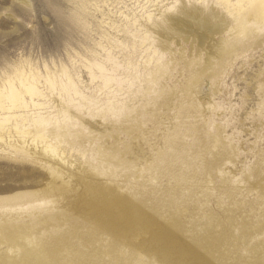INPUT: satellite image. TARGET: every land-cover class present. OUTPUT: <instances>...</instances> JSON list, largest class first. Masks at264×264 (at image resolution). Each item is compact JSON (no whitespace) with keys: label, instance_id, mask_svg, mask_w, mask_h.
<instances>
[{"label":"bare ground","instance_id":"1","mask_svg":"<svg viewBox=\"0 0 264 264\" xmlns=\"http://www.w3.org/2000/svg\"><path fill=\"white\" fill-rule=\"evenodd\" d=\"M202 1L163 3L156 17L146 6L149 1L141 4L138 0L132 8L124 3L117 9L120 22L105 17L96 21L103 29L101 39L107 44L95 43L98 46L89 50L85 67L91 83L98 79L110 91L106 101L96 106L107 109L108 118L102 124L84 120L86 107L81 101H87L90 108L96 101L85 93L84 82L67 65L55 71L46 64L45 74L20 72L19 86L11 77L0 78V142L7 143L15 156L40 160L37 149L32 152L26 146L18 148L8 143L12 136L6 137L7 132L14 129L27 142L28 130L36 124L50 126L55 119L59 123L52 131L58 140L87 137L83 142L88 143L93 160L86 178L76 177L72 165L63 160L58 140L46 134L31 140L34 148L40 138L46 142L41 154L49 180L37 189L0 196V210L7 211L0 213V245L4 244L0 246V264H133L135 258L130 252L136 250V241L142 238L146 245L143 248L153 241L157 243L152 253L158 264H244L241 250L249 248L253 253L249 264H264V176L253 166L252 178L241 175L240 184L246 190L218 188L225 181L218 172L227 160H233L235 150L254 156L263 151L264 72L258 78L257 111L247 117L258 128L255 146L237 137L236 131L227 132L232 122L238 125L237 110L245 103L243 100L236 110L237 105L229 102L234 93L227 89V78L245 67L256 49L264 48V0ZM86 5L87 1H81L71 15L72 22L85 26ZM139 8L143 19L150 23L149 33L132 10ZM98 11L99 6L95 9ZM120 32L139 37L140 44H127L117 36ZM147 40L152 45L147 46ZM139 49L150 52L157 62L155 67L164 69L166 92L171 83L180 84V79L186 77L192 56L202 55L203 71L219 59L221 64L208 75L212 79L209 98L198 101V107L180 108L182 114L189 110L192 115L178 117L175 130L168 133L177 135L178 141L166 146L147 179L136 186L126 184L125 196L115 190L107 194L104 182L112 177L100 159L104 150L98 149V143L105 134L120 129L119 124L128 122L120 117L127 97L120 98L119 110L110 97L117 98L125 86L131 90L136 80L142 81L141 65L149 62ZM125 50L133 56L121 60V51ZM133 58L139 64L134 65ZM122 72L127 75L122 76ZM131 72L136 73L134 80ZM148 76H153L154 83V72ZM115 85L120 90L111 89ZM54 91L61 97L67 124L64 129L59 127L60 120L49 113L53 111L49 97ZM72 106L75 120L70 117ZM206 106L208 119L202 110ZM32 109L37 111L30 113ZM151 121L155 123L156 118L151 117ZM224 138L228 142H223ZM259 228L263 229V239L255 241L252 230Z\"/></svg>","mask_w":264,"mask_h":264},{"label":"rangeland","instance_id":"2","mask_svg":"<svg viewBox=\"0 0 264 264\" xmlns=\"http://www.w3.org/2000/svg\"><path fill=\"white\" fill-rule=\"evenodd\" d=\"M81 1L83 0H0V78L7 80L11 77L15 84L19 86L20 81L17 75L20 72L29 74L33 70L45 74L46 64L48 68L55 71L61 70L62 65H67L84 82L85 87H82V89H84L85 93L89 96L92 95L96 101V105L91 108L87 101H81V104L86 107L84 120L88 123L96 122L102 124L108 118L107 109H105V106L101 108H96V106L102 105L106 101L108 98L107 94L110 91L104 88L98 79L91 83L92 79L89 76L88 69L85 67V58L90 57L89 50L92 47L97 48L96 42L107 44V41L101 39V31L103 29L99 27L96 21L105 17L120 22L121 18L117 14V9L123 6L124 3H127L129 8H132L136 2L138 3V0H85L87 1L86 11L88 12L85 26L78 25L70 19ZM139 1L141 4L149 1L146 6L152 10L156 17L160 16L158 13L161 4H178V0ZM207 1L213 2L216 0H203L202 4ZM97 6H99L100 11L95 12ZM132 10L140 19L144 29L149 30V33L150 23L141 16L143 11L140 12V8ZM116 34L121 40L131 46L134 45L135 41L140 44L138 41L139 37H134L124 32ZM146 45H152V41L147 40ZM139 52H141V56H144V60H148L151 63V65L149 63L141 65L142 81L136 80L131 90L125 86L119 92L120 96L117 98L110 97L114 102V107L118 110L120 109L117 108L120 106V98L127 97L124 101L123 114L120 117L127 119L128 122L119 124L120 129L113 131L111 134H105L98 143V149L104 150V154L100 156V159L112 177L110 180L106 178L104 182L103 188L107 194H111L115 190L116 194L125 196L127 193L126 184L136 186L141 180L145 181L147 179L149 170L155 167L158 159L165 153L166 146L171 143L176 144L175 142L178 141L177 135L168 134L170 131L173 132L176 125H178V117L181 118L183 114L186 116L192 115L189 110H185L182 114L180 108L186 105L198 107V101L209 98L208 88L212 79L208 75L217 65L221 64V59H219L211 69L203 71L202 55L192 56L188 59L186 77L180 79V84L171 83L170 91L166 92L167 89L164 85L167 82L162 79L165 76L164 69L155 67L157 62L152 60L153 56L150 52H143L142 49H139ZM130 55L133 56L128 50L121 51V60L128 59ZM132 61L134 65L139 64L137 58H133ZM241 64L242 59L237 63V67ZM151 71L154 72V83L153 76H148ZM172 72L175 73L174 69ZM260 72H264V48L256 49L253 55L247 59V65L236 69L233 77L227 78V89L230 93H234L229 102L237 105V110L238 105L240 103L243 104L242 101L245 100V103L240 105L243 108L237 110L238 125H233L232 122V125L227 126V132L236 131L235 135L237 137L242 138L247 144H252L253 146L256 145L258 139V128L247 117L251 111H257L258 103L260 102V97L257 93ZM121 75L125 76L127 74L122 72ZM242 75L244 77L239 79ZM135 77L136 73L131 72L130 78L134 80ZM92 86L96 87V89L91 88ZM233 86L238 89L234 90ZM86 87L90 89L85 90ZM115 88L120 90L117 85L111 89ZM166 95H171V97ZM49 98L52 103L51 109H53L49 113L60 120L61 125L59 127L64 129L67 124L66 120H64L60 94L54 91ZM202 110L203 114L206 115V119H208V106L203 107ZM35 111L37 110L32 109L30 113ZM43 111H47V109ZM75 112L76 110L72 106L70 110L72 120H75ZM89 112H91L90 115L88 114ZM49 113L47 112L46 115ZM151 117L156 118L155 123L160 125L159 129L151 121ZM58 123L54 119V123L50 126L36 124L31 130L27 131V142H25V138L19 137L14 129L6 133V137L12 136L11 141H9L10 139L8 140L11 145L18 148L26 146L32 152L37 149V156H39L40 160L35 162L37 159L34 160L33 158L31 161L30 158L28 160V158L15 156L13 150H10L12 148L7 146V143L0 142V196L37 189L49 180L48 171L42 164L45 159L41 154L46 142L40 138L38 147L34 148V145H31V140L38 135L46 134L53 141H57L58 136L52 130L57 127ZM194 127L197 128L196 123H193ZM236 127L237 129H235ZM220 128L223 130L221 126ZM184 132L186 134V131ZM220 132L225 135L223 131L220 130ZM85 138L79 140L71 138L64 140L60 138L58 140L63 160L70 166L72 165L73 173L76 177L84 179L93 166L88 143L83 142ZM224 139L222 140L223 142H228ZM259 141L261 143V140ZM82 142L84 143L83 145ZM218 145V143L215 145L214 150H217ZM262 147L261 155L257 156H254V154L247 155L235 150L233 160H227L218 172V177L221 180H225L222 185H218V188H234L237 191L246 190V187L240 184L241 175L246 174L249 179L252 178L251 167L253 166L264 176V145ZM3 151L8 153L4 154ZM117 161L120 163L119 165H115ZM5 212L7 211L0 210V213ZM188 213L192 212L189 211ZM252 235L255 241H262L263 229L252 230ZM143 243V238L140 241H136V250L130 252L135 258L132 261L133 264H158L155 254L152 253L154 249H157V243L153 241L150 246L144 248L143 246L146 245ZM3 245L1 243L0 246L3 247ZM249 250H241V255L245 259L244 264H249L253 257L251 248Z\"/></svg>","mask_w":264,"mask_h":264}]
</instances>
